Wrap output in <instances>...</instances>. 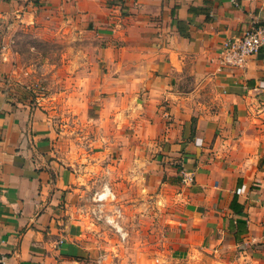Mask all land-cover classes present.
I'll list each match as a JSON object with an SVG mask.
<instances>
[{"label": "crops", "instance_id": "0c3cea01", "mask_svg": "<svg viewBox=\"0 0 264 264\" xmlns=\"http://www.w3.org/2000/svg\"><path fill=\"white\" fill-rule=\"evenodd\" d=\"M44 16L92 39L90 96L125 131L98 202L91 171L51 159L0 57V264H264V48L215 69L226 40L264 24V0H0V45L8 19Z\"/></svg>", "mask_w": 264, "mask_h": 264}, {"label": "rangeland", "instance_id": "374dc122", "mask_svg": "<svg viewBox=\"0 0 264 264\" xmlns=\"http://www.w3.org/2000/svg\"><path fill=\"white\" fill-rule=\"evenodd\" d=\"M2 32L1 77L5 88L13 98L42 111L50 133L51 159L70 173L91 171L93 176L85 175L81 185L87 183L93 189L102 186L97 201L103 200L98 197L106 191V199L111 201L104 178L111 155L106 147L110 138L118 137L116 133L125 128H112L111 119L116 116L102 111L104 94L90 96L94 83L89 73L98 59L89 47L92 39L86 33L68 31L46 16L44 25L10 18L2 23ZM133 103L136 105L137 100ZM107 116L111 121L103 122ZM117 118L121 121L120 116ZM96 160L95 172L92 164Z\"/></svg>", "mask_w": 264, "mask_h": 264}, {"label": "built area", "instance_id": "2783aa9c", "mask_svg": "<svg viewBox=\"0 0 264 264\" xmlns=\"http://www.w3.org/2000/svg\"><path fill=\"white\" fill-rule=\"evenodd\" d=\"M264 48V24L251 25L240 37L226 40L216 59V71L236 70L243 68L251 57L257 55ZM2 138L0 137V150ZM188 179L187 174L184 175ZM190 179V178H189ZM98 197L107 198L108 193Z\"/></svg>", "mask_w": 264, "mask_h": 264}, {"label": "bare ground", "instance_id": "6f19581e", "mask_svg": "<svg viewBox=\"0 0 264 264\" xmlns=\"http://www.w3.org/2000/svg\"><path fill=\"white\" fill-rule=\"evenodd\" d=\"M108 193V191H106ZM107 193H105L103 196H105ZM110 194V193H109Z\"/></svg>", "mask_w": 264, "mask_h": 264}]
</instances>
